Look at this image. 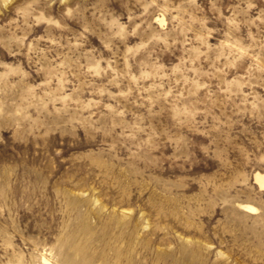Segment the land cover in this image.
<instances>
[{
	"label": "rangeland",
	"instance_id": "rangeland-1",
	"mask_svg": "<svg viewBox=\"0 0 264 264\" xmlns=\"http://www.w3.org/2000/svg\"><path fill=\"white\" fill-rule=\"evenodd\" d=\"M257 172L264 0H0V264H264Z\"/></svg>",
	"mask_w": 264,
	"mask_h": 264
},
{
	"label": "bare ground",
	"instance_id": "bare-ground-1",
	"mask_svg": "<svg viewBox=\"0 0 264 264\" xmlns=\"http://www.w3.org/2000/svg\"><path fill=\"white\" fill-rule=\"evenodd\" d=\"M254 180L255 182L259 185V187L264 190V173H260V172H257L255 175H254ZM243 207L249 211H256L257 209L252 206V205H243Z\"/></svg>",
	"mask_w": 264,
	"mask_h": 264
}]
</instances>
